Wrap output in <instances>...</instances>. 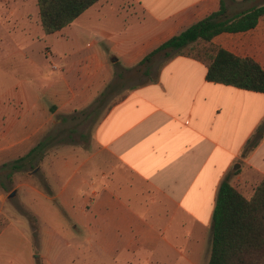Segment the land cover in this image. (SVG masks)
<instances>
[{"label":"crops","instance_id":"1","mask_svg":"<svg viewBox=\"0 0 264 264\" xmlns=\"http://www.w3.org/2000/svg\"><path fill=\"white\" fill-rule=\"evenodd\" d=\"M221 1L227 17L264 2L98 0L47 34L37 0H0V158L42 143L27 165L38 173L7 172L15 185L0 190V214L22 191L37 239L66 232L84 255L78 264H207L222 179L250 196L264 177V93L208 81L207 64L221 47L264 68V15L139 64ZM127 74L148 79L108 104L87 143L72 140L75 127L66 142L52 133L69 114L118 98ZM247 140L256 145L242 156ZM55 241L46 248L59 251ZM51 257L36 255L77 264Z\"/></svg>","mask_w":264,"mask_h":264},{"label":"trees","instance_id":"2","mask_svg":"<svg viewBox=\"0 0 264 264\" xmlns=\"http://www.w3.org/2000/svg\"><path fill=\"white\" fill-rule=\"evenodd\" d=\"M98 0H37L41 24L45 33L58 31L71 23ZM264 15V2L258 6L224 16L221 1L217 11L194 22L152 50L139 65L150 61L159 52L178 51L200 40L208 42L223 32H240L253 28ZM208 81L233 85L264 93V68L249 56H238L217 48L207 64ZM256 142L247 140L241 155L249 153ZM42 143L11 164L12 170L34 165L35 154ZM211 243L207 264H264V177L250 196L232 186L227 173L222 179L215 200L210 225Z\"/></svg>","mask_w":264,"mask_h":264},{"label":"rangeland","instance_id":"3","mask_svg":"<svg viewBox=\"0 0 264 264\" xmlns=\"http://www.w3.org/2000/svg\"><path fill=\"white\" fill-rule=\"evenodd\" d=\"M43 51L45 55H47V50L45 49ZM37 60L41 62L48 61L44 58L43 60L42 58ZM134 76L135 75L131 74L126 75V80L124 79L120 84L121 87H123L120 88L121 92L119 93L120 95L118 98H109L101 108H87L88 111L85 113H82V110H79L78 112L76 111L69 114V117L62 122L59 127L57 125L51 126V130H53L52 133L63 138L61 140L62 142H66L69 141L67 140V131L70 128L75 127L76 132L73 133L72 140L75 139L76 141L79 140L80 143H87L90 138L91 129H93L95 122L100 118L99 116L106 111L108 104L110 105V103L119 99L122 92L126 90L129 85L142 83L148 79L145 75H140L138 77ZM56 116L60 117L61 114H57ZM2 159L0 158V190L6 193L15 185L14 179H11V175L18 170H12L10 168V163L17 158ZM34 169L35 168L33 167L25 165L21 171L23 173L34 175L38 173V171L35 173ZM7 172H10L11 175H8ZM40 179L42 181L41 175ZM21 194L22 191H18L14 197H7L4 208L0 214V264H39L36 255L41 252L49 253L50 256H52L51 258L55 259L57 258V255H59L58 262L67 261L69 256L76 258L74 260L77 264L80 261L83 262L85 259L82 252L68 248L70 238L66 232H61L60 234L53 236L46 235L45 240L43 241L37 239L35 233V217L30 210L24 207V204L21 202ZM66 221L68 220L66 219ZM31 225L33 229L31 228ZM75 237L76 240L79 238L78 235ZM53 239H56L55 242H57L56 244L58 245L59 251L52 250L50 247L49 250L46 248L52 244ZM73 241H75V239H73Z\"/></svg>","mask_w":264,"mask_h":264},{"label":"water","instance_id":"4","mask_svg":"<svg viewBox=\"0 0 264 264\" xmlns=\"http://www.w3.org/2000/svg\"><path fill=\"white\" fill-rule=\"evenodd\" d=\"M14 194H15V191H12V192H10V193H9V195H8V196H9V197H13V196H14Z\"/></svg>","mask_w":264,"mask_h":264},{"label":"built area","instance_id":"5","mask_svg":"<svg viewBox=\"0 0 264 264\" xmlns=\"http://www.w3.org/2000/svg\"><path fill=\"white\" fill-rule=\"evenodd\" d=\"M52 67H53V68H56V66H55V65H52Z\"/></svg>","mask_w":264,"mask_h":264}]
</instances>
